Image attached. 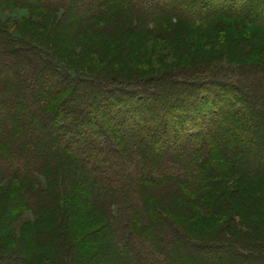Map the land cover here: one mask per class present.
<instances>
[{
  "label": "trees",
  "instance_id": "obj_1",
  "mask_svg": "<svg viewBox=\"0 0 264 264\" xmlns=\"http://www.w3.org/2000/svg\"><path fill=\"white\" fill-rule=\"evenodd\" d=\"M221 1L0 0L27 13L0 17V185L18 184L6 209L53 219L62 207L68 219L83 205L131 264H264V219L245 209L259 193L235 187L264 183V62L252 60L264 53V0H226V13ZM158 17L218 39L217 17L258 29L149 77H105L67 51L118 31L166 38ZM34 234L28 249L0 247V264H34L30 253L58 243L56 228Z\"/></svg>",
  "mask_w": 264,
  "mask_h": 264
},
{
  "label": "rangeland",
  "instance_id": "obj_2",
  "mask_svg": "<svg viewBox=\"0 0 264 264\" xmlns=\"http://www.w3.org/2000/svg\"><path fill=\"white\" fill-rule=\"evenodd\" d=\"M221 2L217 4V7L220 12L226 13L229 3L227 5L226 0L223 3ZM13 8V5L10 3H0V17L6 23L11 24L15 21H20L27 14L24 11H14ZM188 9L193 13L195 12L192 6H189ZM155 21L154 24H157L158 29L160 28L161 31L167 32L166 38L161 39L154 36L149 41L144 35L143 40L139 42V37H137L135 32L127 36L123 35L120 38L118 31L115 37L112 38L106 36L102 39H92L90 43L93 46L85 51L84 55H81V50L78 51L77 49L71 51L67 49V51L77 59V68L88 66L93 72L105 77L118 75L131 78L133 74L139 73L144 77H149L162 72H169L177 67H196L200 63L207 61L210 57H213L218 49L225 48L228 44L231 45L233 40H236V38L231 37L229 34H234L236 37L242 34V32H244L243 34H250L253 32L252 30L258 29L257 25L252 26L240 19L228 21L217 17L215 19L216 23L227 26V31L218 39V37H205L201 31H198L201 28L197 27L177 32L178 29L176 30L175 28L177 21L175 19L158 17ZM179 27L182 26L180 25ZM224 36H227V38L225 39ZM76 44H78V41H75L74 46ZM79 55L82 56L81 59H79ZM255 56L257 58L252 59L253 61L257 59L264 62V53L255 54ZM246 180L247 182L244 183H236L235 187H248L254 191V194L259 193L256 200H252L255 202L249 206L246 204L245 209L250 210L248 218L253 217L261 220L263 223L264 218L261 219L260 213L256 214L252 208H259V205H261L260 208L262 209L264 198L261 191L264 190L262 189L264 183L260 178L255 177ZM15 190H18V184L15 182L6 181L0 185V219L4 220L8 216L4 220L7 222L8 229L0 232V247L8 246L15 250L20 247L28 249V245L33 243V238H35L34 231L37 228H56L59 234L55 241L58 243L52 245L47 250L39 248L37 252L30 253L29 257L34 264L132 263V256L127 250L120 248L113 240H107L103 237V230L107 219L102 218L100 220L98 214L89 212V209L85 206L71 203H67V207L74 205L72 208H78L81 213L80 215L78 213L72 215V217L69 216L68 219H65L62 207H60L59 211L53 213L55 215L53 219H51L50 214L37 215L32 212L15 215L10 212L14 203L10 202L8 204L10 206L7 208L9 210L6 211L7 206L4 201L6 198L13 199L11 195L12 191ZM1 196L5 197L1 198ZM198 228L205 230L213 229L209 225ZM28 242L29 244H27ZM46 252L47 255H44Z\"/></svg>",
  "mask_w": 264,
  "mask_h": 264
}]
</instances>
